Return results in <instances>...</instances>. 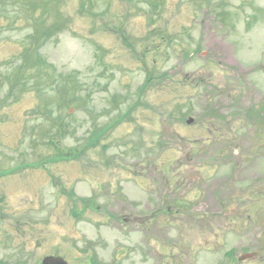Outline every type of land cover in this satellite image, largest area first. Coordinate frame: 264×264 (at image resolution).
I'll use <instances>...</instances> for the list:
<instances>
[{"label":"rangeland","instance_id":"rangeland-1","mask_svg":"<svg viewBox=\"0 0 264 264\" xmlns=\"http://www.w3.org/2000/svg\"><path fill=\"white\" fill-rule=\"evenodd\" d=\"M150 75L163 79L142 94ZM251 109L264 113V0H0V264L70 250L111 264L123 244L136 264H264V121L249 165ZM106 123L118 126L106 151L70 156ZM217 129L245 142L196 149ZM185 157L190 173L168 187ZM143 192L171 211L146 219L153 260L112 217Z\"/></svg>","mask_w":264,"mask_h":264},{"label":"flooded vegetation","instance_id":"flooded-vegetation-1","mask_svg":"<svg viewBox=\"0 0 264 264\" xmlns=\"http://www.w3.org/2000/svg\"><path fill=\"white\" fill-rule=\"evenodd\" d=\"M142 198L141 197H136L135 200L132 201V204H126V203H120L119 202V212H116L115 205H113V211L112 215L116 217V225L118 227L123 228V232H126L127 229L130 226H137L138 227V232H142L145 240V249H146V257L148 259L153 260L154 254L151 248V243L153 237L151 236V229L150 227L146 226L148 221L155 220L157 219L156 217L162 216V213L165 212V204L163 199H158L156 197V200L149 199V194L146 192L142 193ZM124 201V200H123ZM117 201L115 203L118 204ZM126 202V201H124ZM127 205L126 207H124ZM146 215V217H145ZM153 215V217H152ZM87 251V262L92 259L93 257L96 256V253L93 251H88V247L81 248L80 251ZM114 258L111 262V264H136L135 262L133 263L134 256L136 255L137 252L136 250L130 249L127 245H118L114 249ZM74 250L68 251L69 254H61V253H56L52 254L53 256H61L64 258L66 263L68 264H79L76 263L77 258L75 257L76 254L73 252ZM161 259L164 260L165 258V253L161 251ZM72 257L74 258V261L72 260ZM41 258L40 261L37 262L38 264L41 263ZM83 264H87L84 262ZM89 264V262H88Z\"/></svg>","mask_w":264,"mask_h":264},{"label":"water","instance_id":"water-1","mask_svg":"<svg viewBox=\"0 0 264 264\" xmlns=\"http://www.w3.org/2000/svg\"><path fill=\"white\" fill-rule=\"evenodd\" d=\"M45 264H53V260H51V258H47L45 260Z\"/></svg>","mask_w":264,"mask_h":264}]
</instances>
